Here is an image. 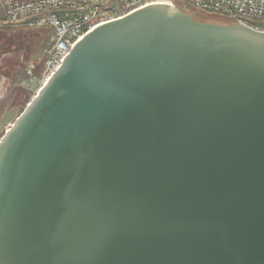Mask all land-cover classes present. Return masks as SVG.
I'll return each instance as SVG.
<instances>
[{
	"label": "water",
	"instance_id": "obj_1",
	"mask_svg": "<svg viewBox=\"0 0 264 264\" xmlns=\"http://www.w3.org/2000/svg\"><path fill=\"white\" fill-rule=\"evenodd\" d=\"M0 264H264V31L87 34L0 140Z\"/></svg>",
	"mask_w": 264,
	"mask_h": 264
},
{
	"label": "built area",
	"instance_id": "obj_2",
	"mask_svg": "<svg viewBox=\"0 0 264 264\" xmlns=\"http://www.w3.org/2000/svg\"><path fill=\"white\" fill-rule=\"evenodd\" d=\"M162 1L183 2L197 12L264 31V0H0V7L11 28L49 31L48 81L92 30ZM34 69L30 63L28 73Z\"/></svg>",
	"mask_w": 264,
	"mask_h": 264
},
{
	"label": "rangeland",
	"instance_id": "obj_3",
	"mask_svg": "<svg viewBox=\"0 0 264 264\" xmlns=\"http://www.w3.org/2000/svg\"><path fill=\"white\" fill-rule=\"evenodd\" d=\"M176 6L192 17L204 22L222 25L235 24L221 17L197 12L183 2H177ZM1 15L3 16V13ZM10 35V38H5L6 44L0 48V60L5 54L3 52L7 53V55L5 54L6 60L0 63V140L6 134L12 122L34 99L49 75L45 67L44 53L48 48V41L41 45L35 39V34L20 36V34L12 33ZM19 38L21 42L18 41ZM8 52L11 53L8 54ZM30 63L35 65L32 75L28 73ZM9 113H12V116L9 121L5 122Z\"/></svg>",
	"mask_w": 264,
	"mask_h": 264
},
{
	"label": "crops",
	"instance_id": "obj_4",
	"mask_svg": "<svg viewBox=\"0 0 264 264\" xmlns=\"http://www.w3.org/2000/svg\"><path fill=\"white\" fill-rule=\"evenodd\" d=\"M0 11L2 12L1 7H0ZM1 14H0V48L3 47L4 44H6V39L5 38H10V36H11L10 34H12V33L20 34V36H22V35L24 36L26 34H33V35L35 34L36 35L35 39L41 45H43L45 42L48 41V35H49V31L48 30H45V29H42V30H25V29L11 28L9 25H7L4 14H3V16ZM6 28H10V29H6ZM18 41L21 42L20 38L18 39ZM4 53L7 55L6 52H3V54ZM10 53L11 52H8V54H10ZM5 54L2 56V59L0 60V63L3 60H6V55Z\"/></svg>",
	"mask_w": 264,
	"mask_h": 264
},
{
	"label": "bare ground",
	"instance_id": "obj_5",
	"mask_svg": "<svg viewBox=\"0 0 264 264\" xmlns=\"http://www.w3.org/2000/svg\"><path fill=\"white\" fill-rule=\"evenodd\" d=\"M46 82H47V81H46ZM46 82H45V83H46ZM11 116H12V113H9V114L7 115V117H6L5 122L9 121L10 118H11ZM9 129H10V128H9ZM9 129H8V130H9ZM8 130H7V131H8Z\"/></svg>",
	"mask_w": 264,
	"mask_h": 264
}]
</instances>
